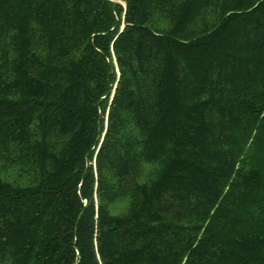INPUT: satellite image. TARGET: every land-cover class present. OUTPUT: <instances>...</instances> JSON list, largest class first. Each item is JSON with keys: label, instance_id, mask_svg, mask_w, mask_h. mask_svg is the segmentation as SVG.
Segmentation results:
<instances>
[{"label": "trees", "instance_id": "trees-1", "mask_svg": "<svg viewBox=\"0 0 264 264\" xmlns=\"http://www.w3.org/2000/svg\"><path fill=\"white\" fill-rule=\"evenodd\" d=\"M0 264H264V0H0Z\"/></svg>", "mask_w": 264, "mask_h": 264}, {"label": "water", "instance_id": "water-1", "mask_svg": "<svg viewBox=\"0 0 264 264\" xmlns=\"http://www.w3.org/2000/svg\"><path fill=\"white\" fill-rule=\"evenodd\" d=\"M115 2H118V0H114Z\"/></svg>", "mask_w": 264, "mask_h": 264}]
</instances>
